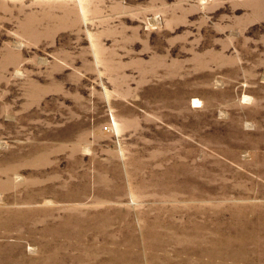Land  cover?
Here are the masks:
<instances>
[{"label": "rangeland", "instance_id": "374dc122", "mask_svg": "<svg viewBox=\"0 0 264 264\" xmlns=\"http://www.w3.org/2000/svg\"><path fill=\"white\" fill-rule=\"evenodd\" d=\"M0 264H264V0H0Z\"/></svg>", "mask_w": 264, "mask_h": 264}]
</instances>
